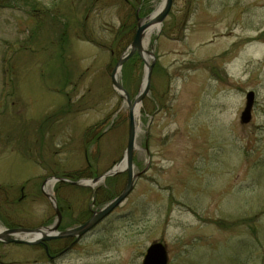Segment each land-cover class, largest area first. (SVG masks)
<instances>
[{
    "label": "rangeland",
    "instance_id": "obj_1",
    "mask_svg": "<svg viewBox=\"0 0 264 264\" xmlns=\"http://www.w3.org/2000/svg\"><path fill=\"white\" fill-rule=\"evenodd\" d=\"M164 0H0V228L84 224L125 188L127 101L111 74ZM127 198L65 254L0 242V264H264V0H173L146 42ZM149 64L152 63L150 56ZM144 59L119 73L131 100ZM253 116L242 124L246 94ZM62 178L64 181L56 180ZM58 239V238H55ZM53 239V240H55ZM51 246L52 255L68 245Z\"/></svg>",
    "mask_w": 264,
    "mask_h": 264
},
{
    "label": "water",
    "instance_id": "obj_2",
    "mask_svg": "<svg viewBox=\"0 0 264 264\" xmlns=\"http://www.w3.org/2000/svg\"><path fill=\"white\" fill-rule=\"evenodd\" d=\"M172 4H173V0H164L162 7L158 11L153 12L149 17H147L144 20L138 18L137 30L133 38V41L131 42L126 52L119 58L111 74V80L115 90L127 101L129 108L128 143L123 159L119 163H117L112 169H110L109 171H107L106 173H104L99 177L93 178L91 180L72 182L73 184H80V183L83 184L86 181L99 182L109 176H113L119 172L126 170L128 173V178L123 191L113 200H111L108 204H106V206L103 207L101 210L94 212L91 218L87 220L84 224L66 230H59L62 221V213L57 205L56 198L51 194L50 195L47 194V196H49L50 199L52 200L57 213V219L54 221V223L49 226H43L37 228H28V227L1 228L0 242H3L5 244L16 243V244L38 245V244H46V242L60 237L68 238L70 236H77L78 238H80L81 236L85 235L90 230H92L104 218H106L131 193V191L134 188L136 179L140 177L146 170L145 169L140 172L135 171L133 156H134V151L136 149V137L138 133V127H137L134 111L137 106H141L142 101L150 91L152 71L155 63V58L153 53L144 48V37L146 31L152 25H159V26L162 25V23L164 22V20L166 19V17L168 16L171 10ZM136 53L139 54L145 61L146 74L141 91L134 98V100H131L128 91L124 88V86L121 84V82L118 79V73L122 69L124 63ZM144 53L151 56L152 58L151 64H149L146 61ZM254 103H255V92L253 91L247 92L245 107L240 115V121L242 124H249L251 122ZM122 163L125 164V167L122 170H119V167ZM56 180L64 181L62 178H57ZM88 184L89 183H87L86 185ZM65 251H67V249ZM142 264H168V250L165 244L159 241L152 242L146 250Z\"/></svg>",
    "mask_w": 264,
    "mask_h": 264
},
{
    "label": "bare ground",
    "instance_id": "obj_3",
    "mask_svg": "<svg viewBox=\"0 0 264 264\" xmlns=\"http://www.w3.org/2000/svg\"><path fill=\"white\" fill-rule=\"evenodd\" d=\"M163 4V3H162ZM162 4L159 6V8L156 10V11H158L161 7H162ZM159 29V25H152L147 31H146V33H145V35H146V42H148L149 40H150V38H151V36H152V34L156 31V30H158ZM144 48L147 50V47H146V43H144ZM144 56H145V59H146V61L147 62H149V59H150V56L148 55V54H146V53H144ZM120 73V72H119ZM119 73H118V79H119ZM139 108H140V106H137L136 107V109H135V111H134V114H135V118H136V122H137V117H138V111H139ZM134 153H135V151H134ZM133 160H134V156H133ZM125 167V164L124 163H122L121 165H120V167H119V170H122L123 168ZM85 184H87V183H89L88 181H86V182H84ZM54 184H55V182H54V180H49L48 181V184L46 185V187H45V191H46V193L47 194H52V188H53V186H54ZM74 228V227H73ZM1 229V228H0ZM68 229H71V228H68ZM87 234V233H86ZM85 234V235H86ZM85 235H83V236H85ZM83 236H81L80 238H78L77 236H70V237H60V238H58V239H60L62 242H64V240L65 239H67V240H69L68 242V245L64 248V249H62V250H60L58 253H59V256H61V255H63V254H65L68 250H70L76 243H78L81 239H82V237ZM70 239L72 240L71 242H70ZM53 240V239H52ZM51 241V240H50ZM49 242V241H48ZM48 242H46V244H41V245H43L44 246V250L46 251L49 247H48ZM46 247H47V249H46ZM67 249V251H65ZM49 253V252H48ZM49 255H52V254H50L49 253ZM55 255V254H54ZM54 255H52V256H54Z\"/></svg>",
    "mask_w": 264,
    "mask_h": 264
},
{
    "label": "trees",
    "instance_id": "obj_4",
    "mask_svg": "<svg viewBox=\"0 0 264 264\" xmlns=\"http://www.w3.org/2000/svg\"><path fill=\"white\" fill-rule=\"evenodd\" d=\"M60 242H61L60 239H55V240L52 241L53 244H57V245H55V246H58V243H60ZM38 247H41V248L44 249V246L41 245V244H39ZM48 247H49V253L51 254V253H52V250H51V246H50V244H48ZM44 252H45V254L47 255V252H46L45 250H44ZM56 254H57V253H56Z\"/></svg>",
    "mask_w": 264,
    "mask_h": 264
},
{
    "label": "flooded vegetation",
    "instance_id": "obj_5",
    "mask_svg": "<svg viewBox=\"0 0 264 264\" xmlns=\"http://www.w3.org/2000/svg\"><path fill=\"white\" fill-rule=\"evenodd\" d=\"M72 240L70 239V242H71Z\"/></svg>",
    "mask_w": 264,
    "mask_h": 264
}]
</instances>
